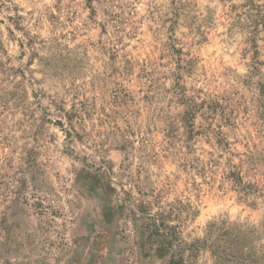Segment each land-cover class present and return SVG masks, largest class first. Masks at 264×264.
Segmentation results:
<instances>
[{
    "label": "rangeland",
    "instance_id": "374dc122",
    "mask_svg": "<svg viewBox=\"0 0 264 264\" xmlns=\"http://www.w3.org/2000/svg\"><path fill=\"white\" fill-rule=\"evenodd\" d=\"M263 254L264 0H0V264Z\"/></svg>",
    "mask_w": 264,
    "mask_h": 264
},
{
    "label": "trees",
    "instance_id": "16d2710c",
    "mask_svg": "<svg viewBox=\"0 0 264 264\" xmlns=\"http://www.w3.org/2000/svg\"><path fill=\"white\" fill-rule=\"evenodd\" d=\"M223 238H224V241H222L224 243V247L226 250H231V261H234V259L236 258H239L240 256H244L243 252H244V249H246L247 247V243L244 239H242V242H241V239H239L238 237L232 239L230 237V232H226L224 235H223ZM235 239H238V241H236ZM238 242V243H236ZM233 245V246H232ZM229 246V247H228ZM220 260H225V258H219ZM248 260V259H247ZM251 264H264V254H263V257L261 258V261L260 263H258V261H250Z\"/></svg>",
    "mask_w": 264,
    "mask_h": 264
}]
</instances>
